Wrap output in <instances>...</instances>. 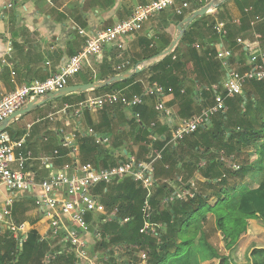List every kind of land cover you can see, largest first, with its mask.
I'll return each mask as SVG.
<instances>
[{"label": "trees", "instance_id": "16d2710c", "mask_svg": "<svg viewBox=\"0 0 264 264\" xmlns=\"http://www.w3.org/2000/svg\"><path fill=\"white\" fill-rule=\"evenodd\" d=\"M233 1L237 4L239 10V25L234 26L232 19L225 17V14H219L218 19L220 22L225 20L223 22L227 31L225 39L229 41L230 48L234 53H238L241 59H244L245 52L238 45L237 37L259 35L258 42L264 49V0ZM195 10L197 8H194ZM247 10H249V13L246 12ZM173 15L175 17L174 21L179 24L187 14L176 16L173 12ZM214 23L215 20L210 17L197 18L190 24L178 46L171 54L155 65L146 68V72L149 74L147 79L149 83L156 82L165 90L171 88L176 97L182 98L178 102L179 107L181 109L186 104L183 108L187 112L183 114L180 111V117L194 116L205 108L194 107L191 102V104L186 101L183 103L186 98L188 100L189 98H196L198 92L195 89H190L181 93V84L179 80L174 78V71L179 68L185 69L189 63H192L195 74L193 84L201 88L209 106L212 105L214 98V93L210 90V87L220 83L221 67L215 60V51L212 48V44H216L219 39L212 30ZM197 28L202 32L200 38H203L204 33L203 45L205 50L201 57L193 48L194 40L192 38L197 32ZM207 36L209 37L205 39ZM169 44L170 40L165 39L163 36L151 39L145 38L143 44L145 53L134 63L138 64L152 58L166 49ZM247 70L248 67H244L240 73ZM97 71L99 74L97 79L100 81L119 74L106 61L98 66ZM137 77L110 84L92 92L106 94L121 90L124 97L132 99L143 93V86L136 82ZM85 82L86 84L92 83L94 79L90 76ZM244 86L245 99L241 96L225 99L226 111L214 115L209 127L200 129L185 138L183 144L181 143L178 148L170 147L163 153L161 164H168L169 168L166 172H163L157 167V178L162 176L168 178L174 187L179 188L181 184L177 182L178 178H181L183 183L188 182L186 180L188 178L185 179L182 176L184 170H187V172L191 170L189 173L191 176L197 170L206 179L205 188L198 187V192L193 198L186 201H169V196L173 191L172 186L160 183L149 196L151 213L149 217H146L142 212V205L148 198V194L138 189L128 179L115 183L111 186L109 192L103 196L102 202L108 211L117 209L119 219H129L124 224L113 221L101 226L100 240L96 243L95 250L100 254L103 253L104 264H203L213 258H218L220 260L219 264H230L227 254L236 245L240 236L245 233L248 223H246L247 220L245 221L246 218L241 216L243 212L242 205L244 206L245 202L241 205V202L236 200L240 198L241 193L223 186L225 181L222 180L221 172H226L234 177L236 174L246 175L248 170H245L241 165H238V171L231 168L230 171L226 170L218 155L221 151H224V155L230 158L236 150L231 145L233 142L246 147L249 143L254 144L259 133L264 131V94L262 93L264 82L249 80ZM84 94L80 93L79 95ZM110 107V111L123 109L120 102ZM140 110L141 108L137 109L139 113ZM237 119L239 121H236ZM106 121H108V117L105 118ZM136 126L140 131L143 130L141 122L136 123ZM106 127L104 131L110 130L109 125H106ZM96 129L101 130L100 127ZM146 134L147 132H145ZM81 141L80 148L82 155H84V163H89L94 167L99 165L106 167L115 164L112 155L99 149L94 144L93 138L84 136ZM183 147L190 152L189 157L179 152L180 149L183 150ZM236 152H240V150ZM201 161L205 163L203 168L198 167V163ZM179 163L181 166L178 168ZM209 190L210 193L208 194ZM232 192L236 199L232 197ZM28 204L30 205L31 201L24 200L16 203L13 208V218L17 225L29 222L31 229L21 247L18 245V238L20 239L21 236L15 238L10 233L0 234V264H41V260L48 250L46 243L39 240L36 231L37 219H31L26 215L29 208ZM208 215L212 216L215 228L221 236L226 252L222 256L208 241L204 231ZM231 218L237 219V222H240L241 225L243 222V227L237 233H233L234 231L231 229L233 221ZM145 222H150L155 227L158 225L163 226L158 229V239L139 233ZM231 232L236 237H231ZM120 248L123 249V254L116 252ZM141 252L145 253L146 259H140L136 256ZM250 257L251 264H264V249H253ZM62 262L69 264L72 261L70 258L63 259V257H59L55 264H62Z\"/></svg>", "mask_w": 264, "mask_h": 264}, {"label": "crops", "instance_id": "0c3cea01", "mask_svg": "<svg viewBox=\"0 0 264 264\" xmlns=\"http://www.w3.org/2000/svg\"><path fill=\"white\" fill-rule=\"evenodd\" d=\"M150 1L151 0H0V99L13 92L18 87L35 80L41 81L48 78L55 73L63 62L65 63L69 57L77 54L82 49L88 36L102 30H107L115 23L127 19L136 6L144 5ZM221 1L223 0H212L211 2ZM8 5H12V7L9 8ZM195 11H192V13ZM238 11V6L233 0H224L217 8L210 10L204 16L215 20L212 27L214 32V26L216 23L220 22L218 19L219 14H225V17L232 19V24L234 26H238ZM246 12L249 13V10ZM190 14L191 12L184 18ZM173 16L171 10L161 12L154 16L144 24L145 30L140 35L135 33L126 40L122 50L110 49L109 47L105 50L104 59L101 62L93 58L88 60L82 67L80 74L71 78L67 86L86 84L85 80L90 76L94 79V82L100 81L97 79L99 76L97 69L104 61L110 63L111 68H113L115 72V66L129 61L131 67L124 70L122 73L141 64L143 61L138 64L134 62L145 53V47L143 46L145 38L151 39L157 36H163L165 39L170 40V44L175 39L178 32L177 26L179 24L174 21L175 17ZM223 22H225V20H223ZM196 31V34H194L192 38L194 40L193 48L198 53V56L201 57L205 50L203 45L204 33L202 36L203 38H200L202 32H200L198 28ZM208 37L209 36L205 37V39ZM225 38H219L216 44L223 41V46L231 50L233 54L231 60L232 67L239 72L241 69L248 66V53L253 47L257 45L262 49L260 42H258L259 35L243 36V38L239 36L237 37V43L245 52V58L241 59L240 55L234 53L230 48L229 41ZM238 40H240V42H238ZM216 44H212L215 53ZM215 60L221 67V63L216 58V54ZM220 72L222 74L219 76V84L222 83L224 76L222 67ZM137 76L136 82L143 86V91L147 86L153 84L147 81L149 74L146 72V69ZM173 76L179 80L181 84V93H183L184 90L190 89H195L198 92L196 98H189L190 101L186 98L183 103H185V101L191 102L194 107L201 109H203V107L206 109L211 106L208 105L207 99L202 94L201 88L193 84L195 74L192 63H189L188 67L185 69L179 68L174 71ZM155 84L157 83L155 82ZM118 91L123 93L121 90ZM262 93L264 94V91ZM79 94L80 93L71 94L57 100L47 101L29 113L21 116V118L12 120L5 130L12 138H20L28 134L26 144L21 148V151L31 152L33 160H30V172L36 175L37 179H41L48 174L47 170L41 168L40 158L52 157L53 152L58 151L60 158L51 161L53 171L59 170L62 166L71 162L69 150L62 145L63 138L57 136L54 131L56 129L63 128L67 132H72L73 129H76V145L78 148V157L81 162H83L84 157L80 148L81 139L84 136H90L93 138L94 144L103 152L110 153L116 163V161L120 159L121 153L136 154L138 158H143L148 152V146L153 141L156 147L164 148V151L169 149L170 146H166L169 138L166 126L167 120L172 119L178 121L190 118L180 117V111L183 114L187 112L183 108L186 104L180 109L178 102H180L182 98L176 97L173 90L168 88L165 90L162 97L155 96L144 100V103L139 107L141 108L140 113L138 112L139 119H136L125 109L110 111L111 107L106 106L102 109H98L100 113L97 119L92 117L93 123L88 121L89 117L87 114V112H90V116H92L91 112L93 111H86L80 118L70 119L66 123L59 120V118L55 123H51L47 120L49 114L55 112L64 104H76L88 97H94L105 93H93L90 91L86 92L84 95ZM245 95L246 91L243 88L242 94L237 96H241L245 99ZM42 99L43 98L40 100ZM72 100L73 102H71ZM42 109L47 110L44 115L41 114ZM104 110L106 111L104 112ZM200 113L201 112L198 114ZM198 114L196 113L195 115ZM106 117H108V121L105 122ZM238 119L236 121H239ZM108 122L109 124H107ZM140 122L143 124L142 131L136 126V123ZM106 125L110 126V130L104 131ZM97 127H100L101 130L103 128V130L98 131L96 129ZM145 132H147L146 135ZM158 138H164L165 141H158ZM183 140L175 147L172 146L171 148H178ZM231 145L236 149L233 155L230 156L231 159L224 155V151H221L218 156L220 158L224 157L234 164L241 165V167L248 170V172L246 175L241 176L236 174L234 177L226 172H221L222 180L225 181L223 186L230 189L232 188L236 190L235 192H240L241 195L238 199L235 198L236 196L233 192L231 194L232 197L239 200L241 204L244 202H248V204L250 202L264 203V131L259 133L254 144L249 143L244 147L242 144H235V142H233ZM237 150H240V152H236ZM179 152L186 157L190 155V152L184 147L183 150L180 149ZM200 164L205 166L204 161L198 163V166ZM158 165V169L163 172H166L169 168L168 164L159 163ZM178 165L181 166L180 163ZM101 166L102 165H99L98 167ZM203 166L201 167L203 168ZM224 168L229 171L231 170L226 163H224ZM188 171L189 172L184 170L182 176L185 179L188 178L186 179L187 181L193 180L197 182L198 187L201 186V188H203L206 179L198 173L197 170L194 172L192 171V176L189 174L191 170ZM220 171L222 170L220 169ZM159 179L161 183H170L169 179L163 176L159 177ZM207 193L209 194L210 190ZM5 196V191L0 188V203L3 202ZM27 206L29 208L26 215L32 213L33 218L36 219L35 216H37V214L33 207H31V204ZM256 215L261 219L257 213ZM24 223V232H27L31 229V226L29 222ZM38 225L37 223L36 229H38ZM249 226H252V231L257 233L259 231L258 229H264L260 220L251 222ZM225 253L224 249V254ZM212 261L213 260L207 261V263H211Z\"/></svg>", "mask_w": 264, "mask_h": 264}, {"label": "built area", "instance_id": "2783aa9c", "mask_svg": "<svg viewBox=\"0 0 264 264\" xmlns=\"http://www.w3.org/2000/svg\"><path fill=\"white\" fill-rule=\"evenodd\" d=\"M212 0H151L144 5H138L130 16L115 23L107 30H102L88 36L85 45L75 55L63 62L48 78L41 81H32L16 88L13 92L0 99V124L14 112L22 109L32 100H40L49 93L58 92L68 85V81L80 73L82 67L90 59L101 62L105 50H122L130 37L142 30L143 25L154 16L167 10H173L176 16L192 13L194 8L205 7ZM9 8L12 5H8ZM216 35L224 39L227 35L223 22L214 26ZM240 42V40H238ZM216 58L224 70L223 81L211 87L214 93L213 104L201 111L200 114L188 119L174 121L167 120L166 126L169 138L166 146H176L184 138L196 133L200 129L209 127L212 117L224 113L225 99L242 94L244 85L249 80L264 81V49L256 45L248 53V70L240 73L232 67L233 54L223 46L220 41L215 46ZM131 67L129 61L117 66L115 70L122 73ZM165 89L155 83L144 89L143 93L132 99L124 97L120 91L88 97L76 104H64L55 112L47 116V120L55 123L59 120L66 123L70 119L80 118L86 111L102 109L120 102L123 109L139 119L137 109L141 107L146 98L162 97ZM28 127V126H27ZM29 129V127H28ZM57 136L62 137V145L69 150L71 162L59 170L53 171L51 161L60 158L59 152L54 151L52 157L40 158L41 168L48 174L37 179L30 172L31 152H23L21 148L26 144L28 134L20 138H12L5 130L0 131V188L5 191V198L0 203V234L10 233L18 238L19 247L26 239L28 233L24 232V224L17 225L13 218V208L18 202L31 201L37 214L36 219L40 242L46 243L48 250L41 260V264H55L59 257L71 259L69 264H102L99 253L95 250L96 243L100 240L101 226L111 222L124 224L129 219H119L117 209L108 211L102 202L111 186L123 180H130L138 189L148 194L142 205V212L146 217L151 213L149 196L161 183L157 178V165L163 160L164 148L155 146L154 141L148 146V152L143 158L136 154L121 153L120 159L114 165L94 167L83 163L78 157L76 145V129L67 132L63 128L54 130ZM158 141H165L158 138ZM222 163L238 171L237 164L229 162L224 157ZM203 166L200 164L198 167ZM180 167V165H178ZM167 169V167H166ZM174 187L169 196V201H186L193 198L198 192L195 181L183 183ZM150 222H145L139 233L158 239V229ZM62 264H65L62 262Z\"/></svg>", "mask_w": 264, "mask_h": 264}, {"label": "rangeland", "instance_id": "374dc122", "mask_svg": "<svg viewBox=\"0 0 264 264\" xmlns=\"http://www.w3.org/2000/svg\"><path fill=\"white\" fill-rule=\"evenodd\" d=\"M171 11L173 12V10H171ZM144 30H145V25L142 27V30L136 34L140 35ZM71 102H73V100ZM46 111H47L46 109H42L41 114L44 115L46 113ZM91 113H92V116H90V112H87L88 117H89L88 121L93 123L92 117L94 119H97L100 111L99 110L93 111ZM195 183H196V186L198 189V183L197 182H195ZM242 209H243L242 210L243 212L241 213V216L246 218L245 221L247 220L246 223H248V227L246 228L245 233L240 236L236 245L234 247H232L227 254L230 264H251V257L250 256H251L252 250L253 249H264V229L263 228L258 229L259 231L257 233V232L252 231V229H253L252 226H249V224L251 222H257L259 220L261 221V223L264 226V203L263 202H252V203L248 204V202H245L244 206L242 205ZM256 213L261 217V219L258 218ZM27 216L31 219L33 218L32 213H28ZM231 219H233V218H231ZM226 221L228 222L229 220H226ZM244 226H245V224H244ZM242 227H243V222L241 225L240 222H237V219H233L232 226H231V229L234 231L233 233L239 232V230ZM204 231L207 235L208 241L216 248L218 254L220 256L224 255V248H223V243L221 241V236H220L219 232L216 230L213 218L210 215H208L207 222L204 225ZM233 233L232 232L230 233L232 235L231 237H236V235ZM116 252L119 254L124 253L123 249H121V248H120V250H116ZM136 256L140 259H146L144 252L143 253L141 252ZM98 257H99L98 261H100L102 264H104L103 253H101V254L99 253ZM212 260L213 261L211 263L205 262L203 264H219L220 263V260L218 258H213Z\"/></svg>", "mask_w": 264, "mask_h": 264}, {"label": "water", "instance_id": "95a60500", "mask_svg": "<svg viewBox=\"0 0 264 264\" xmlns=\"http://www.w3.org/2000/svg\"><path fill=\"white\" fill-rule=\"evenodd\" d=\"M223 1H221V2H223ZM221 2H211L208 5H206L205 7L200 8L199 10L191 13L189 16L184 18L179 23V25L177 26L178 32H177L175 39L171 42L169 47L167 49H165L164 51H162L161 53L153 56L152 58H150L148 60L143 61L141 64L135 66L133 69H131L125 73L110 77L107 80H102V81H97V82H92V83H87V84H82V85H77V86H67L58 92L47 94L42 100H33V101L29 102L26 106H24L22 109L14 112L12 115H10L8 118H6L0 124V131L6 130L8 124L12 120L21 118V116L29 113L30 111L41 106L42 104H44L47 101L57 100V99L63 98L65 96H68L71 94L86 93V92H90V91L100 90L104 87L109 86L110 84L123 82V81L129 80L130 78L137 76L142 71H144L147 67L155 65L161 59H163L167 55L171 54L175 50V48L177 47L180 40L182 39V37H183L185 31L187 30L188 26L190 25V23L197 18L203 17L210 10L217 8L221 4Z\"/></svg>", "mask_w": 264, "mask_h": 264}]
</instances>
